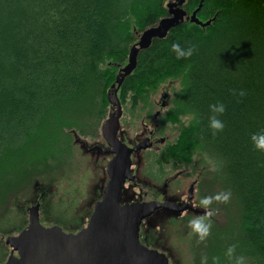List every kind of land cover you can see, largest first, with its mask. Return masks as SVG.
Returning <instances> with one entry per match:
<instances>
[{"label":"trees","instance_id":"1","mask_svg":"<svg viewBox=\"0 0 264 264\" xmlns=\"http://www.w3.org/2000/svg\"><path fill=\"white\" fill-rule=\"evenodd\" d=\"M196 6V17L208 24L183 19L152 37L118 90L137 95L177 82L167 111L177 132L159 152L176 160L204 155L213 164L212 195L232 194L223 204L228 227L214 226L212 239L193 255L231 264L225 251L236 245L246 264H264V154L250 141L264 132V0L182 3L187 13ZM166 14L165 0H0L1 203L16 191L9 187L14 176L24 187L33 176L73 163L74 138L95 134L105 90L129 45ZM174 42L194 46L193 55L177 59ZM240 90L246 95L233 94ZM213 104L225 107L217 115L224 128L215 135Z\"/></svg>","mask_w":264,"mask_h":264},{"label":"water","instance_id":"2","mask_svg":"<svg viewBox=\"0 0 264 264\" xmlns=\"http://www.w3.org/2000/svg\"><path fill=\"white\" fill-rule=\"evenodd\" d=\"M183 1L165 2L168 14L137 34L128 47L125 63L118 66L106 88L110 106L100 127L114 154L107 162L108 180L104 191L94 202L85 224L74 232H65L57 224L43 225L32 206L26 225L16 234L5 236L11 250L3 264H168L164 252L147 247L138 240V224L155 206L169 205L177 211L183 207L156 200L119 202L123 180L129 176V153L146 147L148 143L141 142L143 139L128 147L115 136L119 114L116 91L123 78L135 67L138 50L147 47L152 37H162L170 26L183 19L202 26L208 24L209 18L202 21L196 17L198 6L187 13L182 7Z\"/></svg>","mask_w":264,"mask_h":264},{"label":"rangeland","instance_id":"3","mask_svg":"<svg viewBox=\"0 0 264 264\" xmlns=\"http://www.w3.org/2000/svg\"><path fill=\"white\" fill-rule=\"evenodd\" d=\"M167 1L173 0H165V2ZM177 86L176 81H163L155 88L154 94L150 96L157 100L162 91L168 93V95L170 94L168 102L165 101L166 106L162 110V113L166 111L167 106H170L173 90ZM167 118L170 119V117ZM185 120L186 115L181 116L180 121L184 122ZM177 125V122L167 125L166 129L170 135L174 134L175 136ZM96 131L97 127L95 128ZM145 132L146 128L143 125H137L136 128L128 129V126L123 122L118 128L119 136L124 138L128 143L137 140ZM95 134L93 133V137L95 135V138L86 136L85 142L87 145L93 142L102 143V138L97 133ZM74 152L73 163L65 168L63 167L56 172L53 171L33 176L24 187L18 185L22 179L20 175L14 176L9 183L10 190L14 189L16 191L11 196L8 195L9 199L5 205L1 203L3 200L0 201V264L5 262L11 250L8 243L4 240L5 236L16 234L20 230L19 228L26 225L28 222V206L36 199L39 200V213L38 210L36 213L38 221L40 218V220L47 224L59 222L65 226L64 228L68 227L69 229H73V231L80 224H85L91 212L93 201L99 196L106 179L104 162L107 154L97 149H94L92 152H82L80 147L76 145ZM167 155H173V153L169 152ZM200 155L202 154L194 153L192 156V158L195 157L196 162L193 166H183L181 169L176 170L178 172L183 171L176 178L178 180L182 178V184L175 191L167 190L164 194L165 197L176 198L178 200L184 199L186 194L185 187L193 179L199 168H202V174L208 176L207 185L210 184L213 164L207 158ZM142 156L144 157L143 151H137L132 155L131 170L136 174V180L141 182H139V185L126 184L127 197L138 196L144 190H147L149 193H153V191L158 193L157 187L160 188V183H153L142 175ZM174 185L177 186L176 183ZM211 210L215 211V214L211 217V233L214 234L215 227L218 230L228 227L229 212L223 204L216 203L213 204ZM162 215H154L150 219L154 233L147 235L148 240H155L157 246L161 248L160 251L163 249L167 252L168 264H201V260L193 255V252L196 250L195 248L201 246L200 242H197V239L191 234V230L188 227V222L197 216L191 215V217H188L186 214L179 216L177 213H173L168 217H179L170 220L167 219L168 217L163 218ZM63 216H66L68 219L63 221ZM218 232L220 233L221 231ZM213 234L209 235L211 239ZM210 237L206 240L210 241ZM216 242L217 240L212 242L211 247H214ZM12 253L14 254V252Z\"/></svg>","mask_w":264,"mask_h":264},{"label":"flooded vegetation","instance_id":"4","mask_svg":"<svg viewBox=\"0 0 264 264\" xmlns=\"http://www.w3.org/2000/svg\"><path fill=\"white\" fill-rule=\"evenodd\" d=\"M126 61V60H125ZM125 61L122 63L124 64ZM121 64V65H122ZM120 66V65H119ZM118 68V67H117ZM117 70V69H116ZM115 70V72H116ZM156 90H140L138 91L137 95H129L132 94L131 91H127L124 96L121 95L120 91L117 89L116 96L119 102V114L117 116L118 120V127L116 130L115 136L119 141L124 143L126 146L130 147L138 142H144L148 143L146 147H140L135 150H131L129 153V176L125 177L122 183V186L120 188V198L119 202H131V201H146V200H156L159 202H173L175 205L182 206L181 211H177L175 207L173 206H162L158 205L153 208V210L143 216L138 224V240L146 245L147 247L157 248V250L160 251L161 248L157 246V243L154 241H149L147 235L153 234L154 229L151 225L150 219L154 215H162L163 218H167L170 214L177 213L179 216L186 214L188 217H191V215L194 216H200L203 215L204 209L198 207V203L201 198L205 196H213V190L212 188H209L210 185H207V175L202 174V168H199L194 175L193 179L187 183V186L185 187V197L184 199L178 200L176 198H169L165 197L164 194L167 192V190H173L175 191L177 188H179L182 184V178L180 180L176 179L178 178L182 172H178L176 170L181 169L183 166H193L195 162V157L192 158V155L187 160H176L174 155H167V153L159 152L161 146L168 141H171L174 137V134H169L167 131V125L174 123L170 122V119L167 111L169 106L166 107V111L162 113V110L166 106V102H168L170 94L165 92L160 93V97L155 100L151 95L154 94ZM106 92V90H105ZM146 95V98L144 96ZM106 97V94H105ZM146 99L149 103L148 105H143V100ZM166 101V102H165ZM106 105L103 107V112L101 116L99 117V122L97 126V131L95 133L98 134L102 138V143L93 142L90 145L86 144V137H77L74 138V145L80 147L82 152L88 151L92 152L94 149H97L105 154H107L104 162V171L106 174V179L103 183L102 190L98 197L93 201V204L96 200H98L101 196V194L104 191L105 183L108 180V173H107V162L109 159L113 156L114 152L111 151L110 145L106 142L105 138H103V135L101 133V123L102 121L107 117L109 112V102L106 99ZM181 118V117H180ZM167 120V121H166ZM124 123L126 126H128V129L136 128L137 125H143L144 128H146L145 134H143L141 137H139L137 140L133 142H127L124 138L119 136L118 128L121 123ZM96 135V134H95ZM95 135L93 138H95ZM85 150V151H84ZM137 151H143L144 157L142 156L141 159V172L143 173L144 177H147L150 179L153 183H160V188L157 187L158 193L154 192L149 193L147 190L142 191V193L135 197H127L126 193V184L130 183L132 185H139V180H136V174L131 170V164H132V155ZM204 156V155H200ZM205 157V156H204ZM70 165V164H69ZM143 182V181H142ZM178 182V183H177ZM176 183V185L174 184ZM191 188V190H189ZM156 191V190H155ZM209 192V193H208ZM190 194V195H189ZM39 200L36 199L33 201L32 204L28 206V217L30 210L34 209L38 210L39 213ZM92 204V207H93ZM92 210V209H91ZM183 213V214H179ZM179 216H176L177 218ZM175 217V218H176ZM63 221L68 219L66 216H63ZM175 218L168 217L167 219L174 220ZM29 219V218H28ZM38 219V218H37ZM39 218V222L43 225H51V224H57L61 227V229L65 232H74L73 229L64 228L65 226L62 223L59 222H52V223H44ZM65 224V223H64ZM25 226V225H24ZM83 224H80L77 228L74 230H78ZM21 229V228H19ZM157 241V237L155 238ZM162 251H164L162 249ZM165 252V251H164ZM165 255H168L167 252H165Z\"/></svg>","mask_w":264,"mask_h":264},{"label":"clouds","instance_id":"5","mask_svg":"<svg viewBox=\"0 0 264 264\" xmlns=\"http://www.w3.org/2000/svg\"><path fill=\"white\" fill-rule=\"evenodd\" d=\"M171 52L176 55L177 59H187L193 55L194 46L189 45L188 47H182L180 43H172ZM234 95L238 97H243L246 93L243 90H240L238 93L233 92ZM210 111L214 113L209 118V127L212 129L213 135L217 132L222 131L224 124L217 118V115H222L225 111L223 104H213L210 106ZM250 141L252 142L253 149L264 154V132L254 133L250 136ZM230 191L218 192L214 196H205L200 199L198 207L204 209L203 215L194 217L188 222V227L191 230V234L195 236L197 242L205 241L208 236L211 234L212 220L211 217L215 214L212 206L216 204H227L230 202L231 198ZM225 256L231 262V264H246V260L243 256L236 255V245H230L225 251ZM207 257L204 256L201 258V264H207ZM218 259V258H217Z\"/></svg>","mask_w":264,"mask_h":264}]
</instances>
